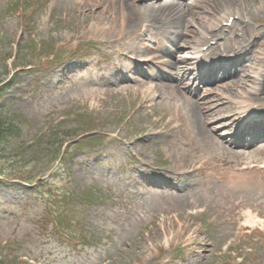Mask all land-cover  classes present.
I'll return each mask as SVG.
<instances>
[{"label": "rangeland", "instance_id": "1", "mask_svg": "<svg viewBox=\"0 0 264 264\" xmlns=\"http://www.w3.org/2000/svg\"><path fill=\"white\" fill-rule=\"evenodd\" d=\"M257 4H260V0H203L197 8L192 9V13L196 15L197 23L208 25L220 13L234 9L252 13ZM20 6L21 9L18 10ZM111 8L112 5L106 1L85 3L82 0H0V79L8 78V74L12 72V61H8V55L12 51L19 53L20 63L28 62L33 54H38L41 64L47 63L52 51L57 52L56 57L59 59L61 55L66 56L64 52L71 50V42L64 39L69 36L73 37V40L82 38L86 41L81 44H88V40L96 42L95 40L103 39L104 42L101 43L106 46L104 53H108V44L113 43L120 35L119 30L124 23L120 16V7ZM16 10L21 11L20 15H16ZM91 11H95L96 19L113 23V36L109 32L104 35L91 33L90 28L97 26L95 20L87 18V14ZM25 44L30 46L29 51L23 50ZM261 44L257 51H264V45ZM95 53L102 55L101 51ZM31 64L35 69V63L31 61ZM44 66H48V63ZM257 69L258 67L250 70L249 74L255 77ZM41 71V69L33 70L32 74L28 70L16 72L15 84L20 88L15 87L9 90L4 99L12 109L15 107L26 117V128L30 133L37 135L41 133L46 123L58 116L55 113L60 114L62 110L69 109L66 104L82 105L80 101L89 98V88H98L96 84L81 81L82 86L78 91L71 89L74 85L71 83L69 87L52 93L51 88L41 89L36 84ZM251 80L254 81V78ZM124 86L126 91H122L119 96L115 95L118 92L117 87H111L101 93V95L106 94L102 96L103 103H101L105 110H101L97 118H100L104 126L109 128H123L128 138L136 143L133 146L134 151L144 159L156 155L159 157L167 155L173 158L176 148L164 143L161 137H153L143 142L135 141L134 135L129 134L128 125L133 124L134 127L140 125L139 119L134 121L131 117L134 112L130 110L134 106L137 109L141 105L134 100V97L146 86L140 83H125ZM21 89L25 91L23 93H26V96L22 97ZM158 94L163 96L161 93ZM27 97L31 98L26 100ZM91 103L92 101H89L86 105ZM173 108L174 105L168 104L167 109H160L158 114L165 113L166 116L175 118L171 126L180 137H187L194 133L196 126L190 124L188 114L180 109L178 117H174ZM177 125L179 127H176ZM140 127L143 129L144 126ZM25 138L29 137L25 136ZM188 140L195 146H201L200 142L196 143L197 137L190 136ZM50 150L49 147L48 151ZM2 152L1 148L0 160L5 153L2 154ZM131 162L119 159L116 163L109 156L94 159L84 152H76L73 155V161L64 166L60 170L61 174L57 175V188L56 191H51V194L46 193L47 189L37 186V180L31 184H0V255L2 258L12 257L21 261V256L29 255L37 259V264H101L104 261L110 264H168L167 259L173 261L179 259L180 253H176L178 250L182 251L183 259L177 260L180 262L174 261L175 264H215V260H209L207 248L201 247V244L210 245L213 242L203 240L202 237L205 235L203 233H199L196 239L188 241L187 238L194 231L190 232L188 237H183V229L178 234L181 239L175 242L178 245L177 249L172 246L174 244L172 240L169 242L170 249L158 247L155 251H150L146 243L139 241L142 238L139 237L142 230L149 227V222L157 214L181 213L194 197L191 194L177 198L166 195L140 197L142 190L133 185L137 165L135 164L134 169H130L129 172L126 170L127 164ZM92 163L97 169H94ZM8 166L9 164L4 165L5 168ZM21 173H25V170ZM26 175L34 176L35 173L29 172ZM128 182H132V185H127ZM81 189L86 192L92 189L95 196L104 189L108 192L107 196L112 195L113 201L108 207L100 208H97V199L95 202L84 205L85 209L80 205H72L67 193H80ZM214 192L204 190L203 196L204 198L213 197ZM201 193L202 190L194 191L192 195ZM90 195L87 194V198ZM50 204L55 206L54 212L58 216H63L60 224L56 221L58 227L49 215ZM175 232H179L178 227H175ZM21 264L26 263L21 262Z\"/></svg>", "mask_w": 264, "mask_h": 264}, {"label": "bare ground", "instance_id": "2", "mask_svg": "<svg viewBox=\"0 0 264 264\" xmlns=\"http://www.w3.org/2000/svg\"><path fill=\"white\" fill-rule=\"evenodd\" d=\"M134 2H136V0H134ZM119 3V1L118 0H113V4L114 5H116V4H118ZM123 5L124 6H126V5H128V2H123ZM136 7L137 6H133L132 8H131V10H130V13H128V16H129V18H128V20H127V22L128 23H130V22H133L134 20H133V18H137V19H145L146 18V16L147 17H151V14L152 13H155V14H157V15H159V16H161V17H163V18H165V19H168V20H170V21H172V27H183L185 24H186V17L182 14V11H181V8H178L177 6H167V7H161V8H158V9H156V10H149V11H147V12H149V14H141V9L140 8H137L136 9ZM153 15V14H152ZM127 16V17H128ZM229 16V14H226V15H224V17L226 18V17H228ZM233 15H230L226 20L225 19H223V20H221L220 22H215L213 25H212V31H220L221 30V24H223L224 22H228L229 21V19L232 17ZM126 16H125V18H127ZM155 18V17H154ZM150 19L151 18H146L145 20H144V22H150ZM124 20H126V19H124ZM125 27H127V23L125 24ZM173 43H175V40H173ZM194 43H197V42H194ZM193 43V44H194ZM187 46V45H186ZM224 49H227V48H229V47H227V46H224L223 47ZM230 49V48H229ZM233 53H236V52H243V51H246V50H248L247 49V47H245V48H242V49H240V48H233V49H230ZM263 57V56H262ZM255 59V61H259L260 59H262L260 56L259 57H257V58H253L252 60H251V62L253 61ZM253 83H252V85H251V88L253 89ZM102 91H103V89H99L98 90V94L100 95L101 93H102ZM92 98H94V97H92ZM193 104H190V108L191 109H193Z\"/></svg>", "mask_w": 264, "mask_h": 264}]
</instances>
